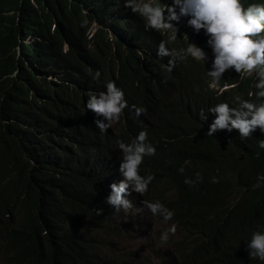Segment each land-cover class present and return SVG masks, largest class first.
Returning a JSON list of instances; mask_svg holds the SVG:
<instances>
[{
  "label": "clouds",
  "instance_id": "1",
  "mask_svg": "<svg viewBox=\"0 0 264 264\" xmlns=\"http://www.w3.org/2000/svg\"><path fill=\"white\" fill-rule=\"evenodd\" d=\"M30 2V9L37 6ZM49 10L52 20L69 22L51 24L53 33L59 31L51 47L63 51L55 56V68L46 72L22 61L29 88V119L22 126L28 129L34 114L51 123L34 137L43 140L32 152L38 155L41 145L55 142L58 152H76L88 175L83 178L95 180L96 156H84L79 146L89 142L95 127L103 133L135 111L136 119H148L151 133L141 130L130 143L117 141L121 157L109 180L110 208L133 212L127 219L141 214L131 225L136 234L135 228L152 220L166 228L161 242L177 237L178 259L170 257L177 264H198V258L204 264H264V158L253 157L255 165L240 174L241 169L221 173L191 145L166 147L163 157L159 154L167 140L207 135L253 134L264 149V0H57ZM1 18L0 11V25ZM74 37L80 43L72 46L68 40ZM182 68L192 73L187 93L196 102L177 106L175 97L186 83L181 81L166 98L155 92L143 108L136 106L157 78L150 71L175 74ZM121 75L130 82H119ZM145 160L149 169L143 172ZM119 173L123 179L117 184ZM16 178V169L0 168V191ZM10 206L0 201V216L13 221L24 206ZM171 209L191 233L170 222Z\"/></svg>",
  "mask_w": 264,
  "mask_h": 264
},
{
  "label": "trees",
  "instance_id": "2",
  "mask_svg": "<svg viewBox=\"0 0 264 264\" xmlns=\"http://www.w3.org/2000/svg\"><path fill=\"white\" fill-rule=\"evenodd\" d=\"M56 1L36 0L37 6L30 9V0H0V11L5 16V20L1 18L0 25V168L8 167L10 172L17 170L15 182L0 191V201L2 207L14 203L24 206L13 221L0 216V260L1 264H119L124 262L123 254L113 248L103 234V231L106 234L115 229L118 225L116 216L122 214L112 210L106 200L111 191L109 180L116 177L117 161L121 157L116 141L130 143L141 129L150 136V122L146 118L136 119L134 111L126 122L125 119L117 121L113 129L108 128L103 133L97 127L92 130L89 142L79 148L86 157L96 156L95 180L83 178L88 175L81 170L84 162L76 152L69 155L58 152L55 142L41 145L38 155L32 152L36 143L43 140L36 141L34 137L51 123L38 119L34 114L29 128L22 126L29 119V88L22 61L28 59L46 72L59 64L55 56L62 55L63 51L61 47H51L50 44L55 42L59 31L53 33L51 24L57 22L62 27L69 20L66 17L52 20L53 12L49 9ZM30 37L33 41H28ZM68 42L72 46L80 43L75 37ZM131 70L135 72L136 66ZM15 72L17 75H13ZM150 72L157 78L150 84L147 94L135 102L137 107L143 108L155 92L166 98L168 89L181 81L186 83L175 97L177 106L182 108L196 102L187 93L193 83L191 72L184 71V68L175 74ZM130 80L121 75L119 82L128 84ZM174 137H179V134L174 133ZM256 138L253 134L244 139L231 134L228 137H191L189 141L176 143L167 140L159 154L163 157L166 147L191 145L221 173L241 169L240 174H243L255 165L253 157L264 158V149L258 146ZM47 151L51 156L42 154ZM33 160L37 166L33 165ZM68 165L72 167L67 168ZM142 169L143 172L149 169L148 160ZM251 178L255 183L253 175ZM80 188L82 192L76 196ZM148 199L156 201L150 191ZM10 208L14 210V206ZM171 211L170 222L181 224L186 232L191 233L190 228L178 220L177 211ZM140 218L138 213L121 224L128 228ZM158 219L162 218L158 215ZM129 236H136V231L132 229ZM195 250L203 255L199 246ZM162 263L177 264L170 257L162 259Z\"/></svg>",
  "mask_w": 264,
  "mask_h": 264
},
{
  "label": "rangeland",
  "instance_id": "3",
  "mask_svg": "<svg viewBox=\"0 0 264 264\" xmlns=\"http://www.w3.org/2000/svg\"><path fill=\"white\" fill-rule=\"evenodd\" d=\"M127 213L129 212L126 209V213L122 212L121 215L116 216L118 225L114 230L106 233L107 235L103 231L106 241H109L113 248L123 254L124 262H120L119 264H163L162 259H166V257L178 259L175 247L177 237L172 235L169 236L168 241L161 242L160 234L166 228L156 224L152 220H147L145 227L142 229L135 228L139 232L136 236L130 237L129 232L132 230L131 224L128 228L121 224L122 222L126 223ZM122 230H124V234ZM181 236L183 239L187 237L185 234ZM183 246H187V244L184 243ZM1 263L2 261L0 260ZM198 264H204L200 258H198Z\"/></svg>",
  "mask_w": 264,
  "mask_h": 264
},
{
  "label": "bare ground",
  "instance_id": "4",
  "mask_svg": "<svg viewBox=\"0 0 264 264\" xmlns=\"http://www.w3.org/2000/svg\"><path fill=\"white\" fill-rule=\"evenodd\" d=\"M97 9H100V7L99 8H97ZM36 39V38H35ZM37 39H38V37H37ZM135 117V116H134ZM133 120H134V118H133ZM141 120V119H140ZM144 122V121H143ZM142 128H144V127H142ZM141 129V128H140ZM142 130V129H141ZM144 130V129H143ZM139 132V131H138ZM114 133H115V131H114ZM114 137V136H113ZM117 138V137H116ZM117 141H119V140H117ZM117 141H116V144H117ZM103 171V170H102ZM122 177V175L120 174L119 176H117V178H116V181H115V183H117L118 184V182H119V180H120V178ZM63 223V222H62Z\"/></svg>",
  "mask_w": 264,
  "mask_h": 264
}]
</instances>
